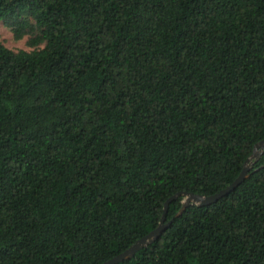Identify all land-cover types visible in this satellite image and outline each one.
<instances>
[{
	"label": "trees",
	"instance_id": "16d2710c",
	"mask_svg": "<svg viewBox=\"0 0 264 264\" xmlns=\"http://www.w3.org/2000/svg\"><path fill=\"white\" fill-rule=\"evenodd\" d=\"M0 264H264V0H0Z\"/></svg>",
	"mask_w": 264,
	"mask_h": 264
},
{
	"label": "water",
	"instance_id": "95a60500",
	"mask_svg": "<svg viewBox=\"0 0 264 264\" xmlns=\"http://www.w3.org/2000/svg\"><path fill=\"white\" fill-rule=\"evenodd\" d=\"M260 148H264V140L260 141L256 145V149H255L254 154L252 155V157H254L256 159L258 158V156L262 153V151L259 150ZM251 165H252L251 162L248 161L246 163L244 169L240 173V175L230 185H228L226 188L222 189L221 191H219L218 193H215L213 195L204 196V195H200V194H194V193H188V192H183L182 191V192H178L175 195L171 196L165 203V213L163 214L161 222L157 226V228H155L149 234H147L146 236H144L143 238L138 240L135 244H133L130 248H128L124 252L116 255L115 257L111 258L108 261H105L102 264H118V263H120V262H122L124 260H128V259L132 258L137 253V251H139L143 247H146L147 245H149L150 243H152L156 239H158V237H160V235L163 233V231L173 221V219H172V220H170L168 222H165L166 212L168 210L169 203L172 200L176 199L178 196L184 195L185 196V200L183 202L182 208L176 214L177 217L180 216L185 211L187 206L190 205L191 203H197V204H200V205H209V204H212V203L216 202L218 199H220L224 195L229 194L240 183H242L245 180V178H247L249 176L248 171L250 170Z\"/></svg>",
	"mask_w": 264,
	"mask_h": 264
},
{
	"label": "rangeland",
	"instance_id": "374dc122",
	"mask_svg": "<svg viewBox=\"0 0 264 264\" xmlns=\"http://www.w3.org/2000/svg\"><path fill=\"white\" fill-rule=\"evenodd\" d=\"M0 34H1V41L7 47L18 50H32L34 47L28 45V37H24L23 39L16 40L14 38V34L12 33L11 29L7 27L3 22H0Z\"/></svg>",
	"mask_w": 264,
	"mask_h": 264
}]
</instances>
